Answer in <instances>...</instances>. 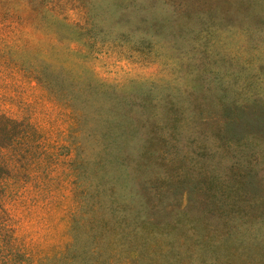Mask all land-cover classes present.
Segmentation results:
<instances>
[{"label": "rangeland", "instance_id": "rangeland-1", "mask_svg": "<svg viewBox=\"0 0 264 264\" xmlns=\"http://www.w3.org/2000/svg\"><path fill=\"white\" fill-rule=\"evenodd\" d=\"M0 264H264V0H0Z\"/></svg>", "mask_w": 264, "mask_h": 264}]
</instances>
